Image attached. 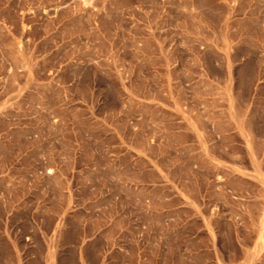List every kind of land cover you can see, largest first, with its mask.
Masks as SVG:
<instances>
[{
	"label": "rangeland",
	"instance_id": "rangeland-1",
	"mask_svg": "<svg viewBox=\"0 0 264 264\" xmlns=\"http://www.w3.org/2000/svg\"><path fill=\"white\" fill-rule=\"evenodd\" d=\"M0 264H264V0H0Z\"/></svg>",
	"mask_w": 264,
	"mask_h": 264
}]
</instances>
